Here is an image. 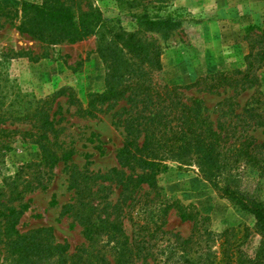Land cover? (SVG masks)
<instances>
[{
    "label": "trees",
    "instance_id": "16d2710c",
    "mask_svg": "<svg viewBox=\"0 0 264 264\" xmlns=\"http://www.w3.org/2000/svg\"><path fill=\"white\" fill-rule=\"evenodd\" d=\"M20 11L17 30L43 44L82 41L105 24L101 10L91 0L23 1ZM136 19L154 31L171 22L147 14ZM109 33V38L101 35L96 47L106 67L102 91L90 92L84 105L72 87H65L38 100L35 108L18 117L34 119L39 131L34 143L40 158L20 165L0 186V241L11 264H264V203L239 189L234 174L242 165L261 168L255 150L259 144L250 135L232 139L227 128L214 125L199 102L188 104L178 92L201 83L213 90L226 80L227 73L209 74L185 86L161 85L154 77L162 70V49L156 38L136 31ZM252 57L251 52L246 56L245 69L234 70L242 75L238 80L242 84L252 82ZM63 94L82 116H97V112L124 102L113 114V124L124 131L116 152L118 165L104 173L70 168L73 197L62 212L81 226L86 240L73 252L68 244L58 242L49 228L19 232L17 224L28 205H14L42 186L60 161L66 163L73 157V149H60L56 112L51 113L55 99ZM257 109L248 108V115L254 117V125L263 126ZM171 158L195 159L204 178L222 197L254 215L261 240L252 254L244 249L250 235L246 225L214 234L208 215L193 204L185 205L162 194L157 176L167 169L165 161ZM145 185L147 189L140 194ZM114 189L118 194L111 201ZM170 210L182 222L191 223L187 237L164 229ZM125 221L130 223L131 233Z\"/></svg>",
    "mask_w": 264,
    "mask_h": 264
},
{
    "label": "rangeland",
    "instance_id": "374dc122",
    "mask_svg": "<svg viewBox=\"0 0 264 264\" xmlns=\"http://www.w3.org/2000/svg\"><path fill=\"white\" fill-rule=\"evenodd\" d=\"M23 1L43 0H0V114L4 118H0V186L20 165L40 158L34 143L39 134L34 119L18 117L35 108L38 100L65 87H72L85 105L90 92L105 88L106 67L96 52L101 35L109 38L110 30H126L154 37L160 44L162 70L154 77L161 85L185 86L209 74L227 73L226 80L213 90L201 83L178 89L179 96L188 104L199 102L214 125L227 128L232 139L247 135L256 139L261 168L242 165L234 174L239 189L264 203V125H254V117L248 115V108L257 107L264 120V0H91L101 10L105 24L82 41L60 44H43L17 30ZM143 14L171 22L160 31L149 30L137 22L136 17ZM250 52L252 82L242 84L238 81L242 75L234 70L247 67ZM67 100V94L58 96L51 113L56 112L60 149H73L72 159L60 161L42 186L14 205H28L19 218V232L49 228L54 238L73 252L86 240L81 226L62 212L73 197L70 168L104 173L118 165L116 152L124 131L113 124V114L124 102L97 112V116H82ZM165 163L167 169L157 176L162 194L195 205L210 217L209 228L214 234L246 225L250 235L244 249L252 254L261 240L254 215L222 197L204 178L195 159L171 158ZM145 189L146 185L140 194ZM117 194L114 189L110 200L115 201ZM125 223L131 233L130 223ZM163 227L183 237L191 232V223L182 222L174 210L169 211ZM0 264H11L1 241Z\"/></svg>",
    "mask_w": 264,
    "mask_h": 264
}]
</instances>
